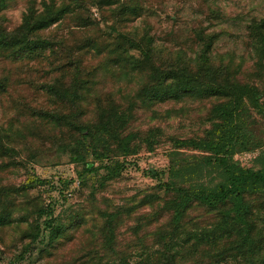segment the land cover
Listing matches in <instances>:
<instances>
[{"label": "trees", "instance_id": "16d2710c", "mask_svg": "<svg viewBox=\"0 0 264 264\" xmlns=\"http://www.w3.org/2000/svg\"><path fill=\"white\" fill-rule=\"evenodd\" d=\"M7 2L0 0V13ZM93 8L116 20V35L91 19ZM141 10L139 0H44L41 8L30 1L15 31L0 26V264H264V156L258 168L234 158L256 148L242 117L247 101L258 107L262 93L239 76L246 64L235 52L215 53L217 33L199 27L189 41L192 54L173 51L130 25ZM248 32L249 72L262 81L264 19L253 20ZM172 104L180 110L164 113ZM186 111L210 126L193 138L170 139L197 153L172 159L166 181L150 169L157 185L121 203L93 190L61 222L52 205L30 194L37 180L5 183L53 156L55 164L81 168L75 182L82 190L92 174L105 187L143 142L149 150L159 142L160 128L143 130L140 120ZM92 159L107 163L104 175Z\"/></svg>", "mask_w": 264, "mask_h": 264}, {"label": "rangeland", "instance_id": "374dc122", "mask_svg": "<svg viewBox=\"0 0 264 264\" xmlns=\"http://www.w3.org/2000/svg\"><path fill=\"white\" fill-rule=\"evenodd\" d=\"M30 1H37V7L41 8L44 0H8L6 8L0 13V26L7 31H15L22 24ZM57 1L59 4H64L70 3L71 0ZM139 2L143 10L130 25L141 27V32L148 30L150 35L156 37L159 45L171 48L173 51L186 50L192 54L189 41L193 39V30L199 27L206 28L207 32L218 34L215 53L235 52L239 57L237 61L246 64L242 67L239 76L243 82L256 85L262 93L258 107L252 106L247 101L246 111L242 117L244 131L256 148L250 151L239 150L234 158L242 166L258 168L264 156V80L260 81L252 77L249 72L253 56L249 53L248 27L253 20L264 19V0H139ZM116 7V5L111 6L112 9ZM104 9L107 10L109 7ZM91 13V19L98 23L101 30L107 35H116L111 28L115 26V19L108 13L109 18L103 19V13L97 8H93ZM22 96L28 97L31 93L22 91ZM3 102L7 101L4 99ZM180 107L179 104L164 105L163 112L173 109L178 111ZM192 107H198V103L193 104ZM186 114L187 111L182 114L183 116L170 115L167 120H140L143 130L149 126L160 128L162 132L159 142L154 145L153 150H149L147 144L143 142L141 151L126 160L127 166L121 177L108 182L105 187H102L98 177L92 174L86 179L89 187L82 190V185L78 187L75 182L76 180L81 182L78 176L81 168L75 164H55L56 160L53 156H44L28 168L22 167L16 170L6 178L5 183L19 185L30 179L37 180L36 188L31 190L30 194L33 197L40 195L46 204L52 205L55 216L61 222H66L74 211L83 208L86 204V196L93 190L98 191L97 198L104 197L121 203L125 197H132L140 191L157 185V180L148 173L150 169L158 171L166 181L165 172L167 173L172 159L176 162L189 161L191 156L197 153L177 149L170 139V137H178L180 140L193 138L210 126L205 118L199 120L197 117L184 116ZM0 117L2 118L1 105ZM92 162L96 171L101 176L104 175L105 168L102 165L107 163L100 165V162L94 159ZM70 190L73 192L72 197L69 195ZM98 206L101 205L98 203ZM125 238V235L120 236V240ZM4 262L9 263L6 259ZM35 264L43 263L37 261Z\"/></svg>", "mask_w": 264, "mask_h": 264}, {"label": "built area", "instance_id": "2783aa9c", "mask_svg": "<svg viewBox=\"0 0 264 264\" xmlns=\"http://www.w3.org/2000/svg\"><path fill=\"white\" fill-rule=\"evenodd\" d=\"M79 183L78 182H76V185H78Z\"/></svg>", "mask_w": 264, "mask_h": 264}]
</instances>
